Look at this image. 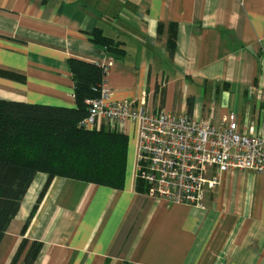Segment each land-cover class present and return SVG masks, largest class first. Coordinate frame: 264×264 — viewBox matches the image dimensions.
Here are the masks:
<instances>
[{"label":"crops","instance_id":"crops-1","mask_svg":"<svg viewBox=\"0 0 264 264\" xmlns=\"http://www.w3.org/2000/svg\"><path fill=\"white\" fill-rule=\"evenodd\" d=\"M95 28L122 42L124 56L93 45ZM70 58L106 67L114 100L215 126L235 113L242 133L264 129V0H0V71L12 76H0V100L75 107ZM124 134L123 188L55 177L25 226L48 180L38 173L0 264L23 239L15 264L32 242L42 244L34 264H264V170L221 175L203 207L170 204L136 190L134 126Z\"/></svg>","mask_w":264,"mask_h":264},{"label":"trees","instance_id":"trees-1","mask_svg":"<svg viewBox=\"0 0 264 264\" xmlns=\"http://www.w3.org/2000/svg\"><path fill=\"white\" fill-rule=\"evenodd\" d=\"M161 28L158 27L159 33ZM88 36L93 45L107 52L113 60L124 56L123 43L107 37L102 30L95 28ZM175 36L176 24H170L166 44L169 57L175 51ZM67 65L75 107L0 100V244L38 173L47 175L48 180L25 226L55 177L113 190L124 186L127 136L107 124L98 130L79 126L88 116L90 101L99 97L107 70L100 64L75 58L68 59ZM0 76L12 78L3 71ZM136 190L145 191L139 180H136ZM26 244L23 239L11 264H15ZM41 247V243L32 242L23 264H34Z\"/></svg>","mask_w":264,"mask_h":264},{"label":"built area","instance_id":"built-area-1","mask_svg":"<svg viewBox=\"0 0 264 264\" xmlns=\"http://www.w3.org/2000/svg\"><path fill=\"white\" fill-rule=\"evenodd\" d=\"M98 92L79 126L98 130L107 124L122 133L127 125L134 126L135 176L149 198L203 207L206 192L217 189L221 175L264 170V129L251 127L242 133L235 113L215 126L210 119L114 100L105 82Z\"/></svg>","mask_w":264,"mask_h":264},{"label":"rangeland","instance_id":"rangeland-1","mask_svg":"<svg viewBox=\"0 0 264 264\" xmlns=\"http://www.w3.org/2000/svg\"><path fill=\"white\" fill-rule=\"evenodd\" d=\"M129 139H130V140H133V137H132V135H129Z\"/></svg>","mask_w":264,"mask_h":264}]
</instances>
